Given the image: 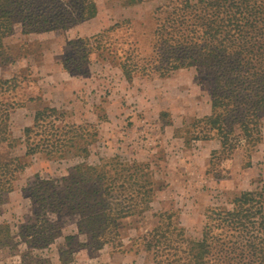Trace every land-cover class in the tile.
<instances>
[{"label":"trees","instance_id":"16d2710c","mask_svg":"<svg viewBox=\"0 0 264 264\" xmlns=\"http://www.w3.org/2000/svg\"><path fill=\"white\" fill-rule=\"evenodd\" d=\"M144 1L123 0L128 5ZM156 1L149 30H141L143 22L124 18L71 39L61 58L63 68L85 75L92 57L101 58L118 66L128 81L199 69L211 83V111L193 119L190 139L218 140L220 149L212 153L222 158L237 149L250 156L263 140L264 0ZM96 14V0H0V58L7 53L5 38L16 32L63 30ZM98 136L95 125L69 124L64 112L45 104L22 138H14L9 111L0 107V212L29 159L75 161L60 177L37 173L31 196L42 210L36 214L43 225L21 226L18 236L24 244L43 248L54 241L57 232L46 217L53 212L75 218L87 236L84 245L126 248L127 223L145 220L163 186L146 162L118 155L88 161ZM19 143L24 155L17 152ZM231 205L208 208L199 239L187 237L175 211L155 212L151 228L129 236L132 247H142L152 264H264V188L241 191ZM13 235L11 225L0 223V248H17ZM21 256L29 264H51L29 252Z\"/></svg>","mask_w":264,"mask_h":264},{"label":"rangeland","instance_id":"374dc122","mask_svg":"<svg viewBox=\"0 0 264 264\" xmlns=\"http://www.w3.org/2000/svg\"><path fill=\"white\" fill-rule=\"evenodd\" d=\"M96 4L93 18L67 29L19 31L5 38L0 107L8 109L10 131L18 139L45 104L64 112L69 124L91 123L99 136L88 161L95 164L102 157L118 155L146 162L163 187L156 192L145 220L126 222V248L84 245L88 239L78 230L75 218L53 212L46 217L57 232L54 241L33 248L21 241L18 232L21 226L43 225L36 214L42 210L31 196L36 175L60 177L75 162L34 156L1 207L0 223L11 225L17 248L1 247L0 264H29L21 256L25 252L48 258L51 264H152L142 247H132L129 236L151 228L156 223L153 213L175 211L187 237L199 239L209 207L231 208L232 199L241 191L264 188V113L263 140L250 156L237 149L222 158L212 153L220 149L218 140L190 139V124L205 115L211 102V83L201 70L181 69L162 79L128 81L118 66L101 58L92 57L85 75H71L63 68L61 58L69 40L96 34L124 18L143 22L141 30H149L157 1L128 5L123 0H96ZM17 152L24 155L23 143Z\"/></svg>","mask_w":264,"mask_h":264},{"label":"crops","instance_id":"0c3cea01","mask_svg":"<svg viewBox=\"0 0 264 264\" xmlns=\"http://www.w3.org/2000/svg\"><path fill=\"white\" fill-rule=\"evenodd\" d=\"M210 111H211V102H210V108H208V109L204 112V114L207 115V114L210 113Z\"/></svg>","mask_w":264,"mask_h":264}]
</instances>
